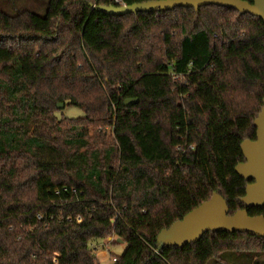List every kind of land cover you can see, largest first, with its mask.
Returning <instances> with one entry per match:
<instances>
[{
  "label": "trees",
  "instance_id": "1",
  "mask_svg": "<svg viewBox=\"0 0 264 264\" xmlns=\"http://www.w3.org/2000/svg\"><path fill=\"white\" fill-rule=\"evenodd\" d=\"M9 2L0 264H99L90 243L115 236L126 248L114 264H264V237L247 233L157 241L214 192L230 214L245 208L235 167L263 107L264 22L214 5L111 16L93 6L113 0H49L42 16ZM59 103L84 116L58 117Z\"/></svg>",
  "mask_w": 264,
  "mask_h": 264
},
{
  "label": "water",
  "instance_id": "2",
  "mask_svg": "<svg viewBox=\"0 0 264 264\" xmlns=\"http://www.w3.org/2000/svg\"><path fill=\"white\" fill-rule=\"evenodd\" d=\"M220 6L237 10L240 14H250L264 22V0H149L132 5H99L93 6L98 12L111 16L127 14L173 11L175 8L200 9L204 6ZM138 103V99H127L125 106L130 107ZM58 109H64L65 104L59 103ZM256 139L245 140L241 144L244 162L235 167V172L248 185L242 197L245 208L230 214L226 199L218 192H214L210 199L188 212L182 219L175 221L170 227L164 228L157 236L162 246H176L184 248L196 243L208 232L247 233L257 237H264V215L251 216L249 208L264 207V101L263 107L254 120ZM118 242H123L118 239Z\"/></svg>",
  "mask_w": 264,
  "mask_h": 264
},
{
  "label": "rangeland",
  "instance_id": "3",
  "mask_svg": "<svg viewBox=\"0 0 264 264\" xmlns=\"http://www.w3.org/2000/svg\"><path fill=\"white\" fill-rule=\"evenodd\" d=\"M49 0H10L9 2V10L16 11L18 9H30L36 12L39 15H45L47 10ZM58 117H68V118H77L83 117V111L75 106H69L64 109H60L57 113ZM90 246L96 248V253L98 254V258L101 261L99 264H114L113 258L117 256H121L125 251V243L118 242L117 237H110L102 240H94L90 243ZM106 252V255L103 256L101 253ZM99 261V262H100ZM262 262V260H261ZM256 260H254L250 264H255ZM214 264V263H211Z\"/></svg>",
  "mask_w": 264,
  "mask_h": 264
},
{
  "label": "built area",
  "instance_id": "4",
  "mask_svg": "<svg viewBox=\"0 0 264 264\" xmlns=\"http://www.w3.org/2000/svg\"><path fill=\"white\" fill-rule=\"evenodd\" d=\"M114 3L116 4V6H124L126 5L123 0H113ZM78 221H81V218L78 219ZM116 257L113 258V262L115 263L116 262Z\"/></svg>",
  "mask_w": 264,
  "mask_h": 264
},
{
  "label": "crops",
  "instance_id": "5",
  "mask_svg": "<svg viewBox=\"0 0 264 264\" xmlns=\"http://www.w3.org/2000/svg\"><path fill=\"white\" fill-rule=\"evenodd\" d=\"M123 243H124V242H123ZM124 248H126V244H125V247H124ZM101 254H102L103 256H105V255H106V252L104 251V252H102ZM97 257H99L98 254H97ZM98 259H99V258H98ZM99 261H100V260H99ZM100 263H101V261H100Z\"/></svg>",
  "mask_w": 264,
  "mask_h": 264
}]
</instances>
